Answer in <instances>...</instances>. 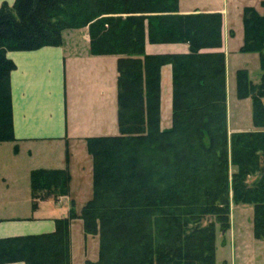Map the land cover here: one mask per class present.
<instances>
[{
    "label": "trees",
    "instance_id": "obj_1",
    "mask_svg": "<svg viewBox=\"0 0 264 264\" xmlns=\"http://www.w3.org/2000/svg\"><path fill=\"white\" fill-rule=\"evenodd\" d=\"M264 8V1L261 3ZM242 52L260 55L261 78L236 72L238 98L251 97L264 127V12L243 11ZM89 26L91 53L119 55V134L87 138L93 196L79 217L99 237L85 264H216L217 224L230 227L231 203L253 206L264 239V130L229 134L221 13H179V0H16L0 7V142L14 141L9 50L62 43L65 29ZM151 42H187V54L149 55ZM172 65V126L161 130V67ZM17 151V148L15 149ZM68 158V152H67ZM232 168L234 170L232 171ZM263 174L254 185L247 177ZM71 174L34 169L33 206L68 195ZM215 221L202 225L205 216ZM73 211L51 233L0 238V263L72 264Z\"/></svg>",
    "mask_w": 264,
    "mask_h": 264
},
{
    "label": "crops",
    "instance_id": "obj_2",
    "mask_svg": "<svg viewBox=\"0 0 264 264\" xmlns=\"http://www.w3.org/2000/svg\"><path fill=\"white\" fill-rule=\"evenodd\" d=\"M15 1L0 0V7L5 2L12 6ZM219 1L179 0V13L222 14V46L202 51L225 54L227 82L229 79L232 83V75L235 89L237 70L246 69L250 79L251 76L248 67L236 66L235 71L230 72L231 59L247 60L256 53L240 51L244 41L243 11L245 7L253 6L263 13L261 3L264 0L237 2L235 22L228 13L229 0H223L226 7H221ZM189 51L187 42L154 43L147 38L145 43V52L149 55L187 54ZM6 55L16 65L10 74L16 140L0 142V238L51 233L56 229V220L73 211L78 217L71 221L72 241L73 221L81 220L84 233L79 215L93 196V158L88 151L87 138L119 134V55L91 53L89 26L65 29L60 45L36 50H9ZM231 55L234 56L231 58ZM160 73V128L165 130L172 126V65L164 64ZM260 78L261 75L259 79L251 80L258 83ZM240 101L247 106L251 104L248 98ZM247 125V131L257 129L254 125ZM39 168H67L71 174L69 194L56 198L48 195L38 199L33 206L30 174ZM80 199L82 202L78 203ZM244 241L238 240L237 243L233 239L230 243L224 241L223 246L217 245L216 264L220 259L221 264H264V251L254 250L256 245L261 248L259 244H264V239L251 243ZM219 248L226 254L218 260ZM98 252L94 258L85 252V259L98 260ZM71 255L73 262V245Z\"/></svg>",
    "mask_w": 264,
    "mask_h": 264
},
{
    "label": "rangeland",
    "instance_id": "obj_3",
    "mask_svg": "<svg viewBox=\"0 0 264 264\" xmlns=\"http://www.w3.org/2000/svg\"><path fill=\"white\" fill-rule=\"evenodd\" d=\"M221 1V2H220ZM219 3H221V7H226L227 4L224 3L225 1L220 0ZM240 0H229L228 4V13H230V18L232 21H236L237 18V9L236 4ZM236 42V40H235ZM255 53V52H253ZM256 52L255 57L245 60H238L237 58H232L231 55V63L228 69H230V72L235 71L236 66H241V68L248 67L250 69V76L252 80L259 79V76L261 75V64H260V55ZM237 72V71H236ZM229 76V75H228ZM231 81L227 82V76H226V96H227V126L229 134L233 133H239V132H245L247 131L245 128H247V124L251 125L253 127L254 123L251 119L253 116V108H252V99L251 97H246L251 100L250 106H247L246 103L241 102L240 100L246 99V98H238L237 92H236V83H235V89H234V80L233 76L230 75ZM235 82H236V73H235ZM253 82V81H252ZM249 101V100H248ZM264 103V99H263ZM250 108V112L249 109ZM250 116V117H249ZM253 118V117H252ZM254 127H256L254 125ZM256 130H264V127H256ZM264 164L263 161L261 162V167L263 168ZM234 168H232V171ZM263 174V171H255L252 174H250L247 177V184L248 185H254V183L261 178ZM78 203H81L82 200H78ZM80 210V207L79 209ZM81 221V220H80ZM79 219H76L73 221V238H72V245H73V262L72 264H85V252L89 255L90 258L97 257V252L99 250V237L97 235H91L88 234L84 236L83 229L81 226V222ZM210 221H215V216L207 215L202 220V225H207ZM88 236H90L89 240L86 239ZM91 236H94V238H91ZM235 236V237H234ZM233 239L238 240L241 242L242 240H245L244 242L251 243L252 241L259 240L254 235L253 230V206L248 203H231V213H230V227L228 230L223 231L219 224H217V231H216V247L217 245H222L223 242L230 243ZM262 241V240H261ZM251 245V244H250ZM261 245V248H258V246H254V250H261L264 251V244ZM253 248V245H251V249ZM99 253V252H98ZM226 254L225 250H222L219 248L218 252V260L221 257H224ZM88 255H86L88 257ZM224 255V256H223ZM99 258V257H98ZM85 260V261H84ZM219 264H221V259Z\"/></svg>",
    "mask_w": 264,
    "mask_h": 264
}]
</instances>
